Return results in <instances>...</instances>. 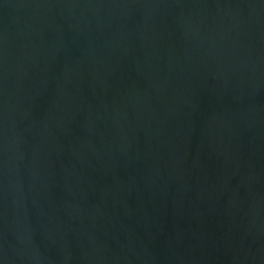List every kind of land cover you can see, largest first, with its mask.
<instances>
[{"label":"water","instance_id":"95a60500","mask_svg":"<svg viewBox=\"0 0 264 264\" xmlns=\"http://www.w3.org/2000/svg\"><path fill=\"white\" fill-rule=\"evenodd\" d=\"M0 264H264V0H0Z\"/></svg>","mask_w":264,"mask_h":264}]
</instances>
